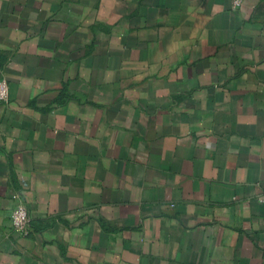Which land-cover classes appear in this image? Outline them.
Masks as SVG:
<instances>
[{
	"label": "crops",
	"instance_id": "1",
	"mask_svg": "<svg viewBox=\"0 0 264 264\" xmlns=\"http://www.w3.org/2000/svg\"><path fill=\"white\" fill-rule=\"evenodd\" d=\"M234 1L0 0V264H264V0Z\"/></svg>",
	"mask_w": 264,
	"mask_h": 264
},
{
	"label": "built area",
	"instance_id": "2",
	"mask_svg": "<svg viewBox=\"0 0 264 264\" xmlns=\"http://www.w3.org/2000/svg\"><path fill=\"white\" fill-rule=\"evenodd\" d=\"M235 7L241 6L240 0L234 1ZM10 98L9 84L6 79L0 80V103H8ZM19 199V203L16 205L12 213V227L14 231L22 235H28L30 233V213L26 204L22 201L20 196H16Z\"/></svg>",
	"mask_w": 264,
	"mask_h": 264
}]
</instances>
